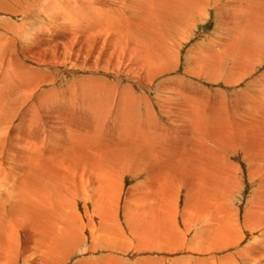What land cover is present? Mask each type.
Listing matches in <instances>:
<instances>
[{"label":"bare ground","instance_id":"6f19581e","mask_svg":"<svg viewBox=\"0 0 264 264\" xmlns=\"http://www.w3.org/2000/svg\"><path fill=\"white\" fill-rule=\"evenodd\" d=\"M40 1L41 0H31V2L30 0H0V12L12 16L23 14L25 17L28 11L31 9L33 10L34 7L32 6H35V3L36 5H40ZM59 1L61 3L60 5L52 0H46L43 4L45 9L49 10L50 8V10H54L53 14H55V19L58 18L56 21L57 24L59 20L62 26L65 24H68V26L72 24L79 25L78 27H80L79 21L77 20V17H80V19L82 18V20H84L82 27L87 26V33L94 34L100 32L103 34V36L97 35L96 38H103L100 41L101 44L95 50L98 51V53L103 49L108 52L103 58L101 57L103 60L100 61L101 67L106 66L103 68L104 70L109 69V67L110 69L111 67H113L112 69H118L115 65L118 60L123 59L124 61L131 62L134 68L137 67L135 71L139 72L141 70H146L144 71L145 73L161 70L164 68V66H161L163 62L170 61L176 64L179 56L178 47H180L187 38L174 41V38H171L169 33L172 36H176L183 31L186 25L187 27L191 25L192 28L196 15H199L201 18V15L205 13L206 17L208 14L207 10L214 9V6H217L215 0H129L130 3H128L127 7L134 13V17L132 16L134 20H130V22L126 21L129 22L126 23L125 20L127 18L125 19V15L122 13V10L126 7V5L123 4L125 0H121V4L124 5V8L123 5L115 2L114 3L118 4L119 7L110 6L108 4L109 2H103L105 0ZM255 2L261 6L263 5L259 11L262 12L258 13L260 16L262 15V17H264V0H257ZM217 7H220V3H218ZM248 8V3L240 5V9L243 13L251 14L252 11ZM127 10L125 8V11ZM132 12L130 15H132ZM125 14L126 17H129L127 13ZM2 20L3 19H1V21ZM169 20H171L170 24L175 26V28H173L172 31L168 30L166 35L162 33L160 37H154L156 32L160 34L155 24L157 23L160 26L161 24L167 23ZM259 23L260 22H258V24ZM57 24L55 23V25ZM259 25L258 29H251L248 32V34L253 36L256 34L252 41L253 46L251 48H248L246 45L237 46L240 41L237 40L236 36L240 35V33L235 29L230 33V36H232L230 40L232 41L229 42L228 45L225 43L222 45L223 48H220V46L219 49L221 50H217L216 48L210 49L207 53L205 51L203 53H198L195 61L192 62V68L198 71L206 69L216 75L217 72H219V67L223 64V59L229 58V61L233 59L232 56H227L226 53L234 49L236 54L234 66L238 67L236 70L250 71V66L256 63L258 64L259 62V59L256 58L257 56L253 57V53L256 51L257 53H255L258 54L259 58L264 53V26ZM255 30L258 32H255ZM142 31L146 33L144 34ZM133 32L137 33V36L134 34L136 37L133 36V39L128 38L133 35ZM9 33L11 37L5 36V38H2V41L0 38V49L3 51L5 50V45L11 46L13 44V41L10 39H14L13 34L15 32L11 30ZM45 33L47 34V31ZM56 33V38L50 36L55 41H58L60 37L63 38L66 36L64 34L65 31ZM190 33L192 34V32ZM51 40L50 38L49 40L45 38L43 43L48 44ZM94 43L95 40L92 39L91 44ZM81 46L82 45L73 47L69 43H66V51L63 46L61 48V53H55L51 58L54 61L60 60L65 62L67 57L70 58V51H72V53L74 52V57L76 58L75 55L82 49ZM13 47H15V45ZM45 47L26 50L23 47L22 57L24 59L26 58L27 63L30 64L34 70L36 66H43V68H45V65L50 67L53 64L47 60L46 56H43ZM256 48H259V51H257ZM15 51L17 52V50ZM15 51L9 55L7 61V66L9 67L7 68H10L11 72L9 73L6 71L8 75H4V84L6 86L5 88L12 90V88L15 87L18 88L19 92L13 94L11 98V101L15 100V104L11 105L14 106V108L8 107L10 105L4 108L0 107V120H4L6 125L9 124L10 127L11 123H14L13 119L15 120V117L19 118V115L17 116L18 111L16 110L20 107L18 105H21L20 101H30L35 94L39 95L38 98L37 96L36 98L40 106L51 103L52 100L56 101L59 99L57 95H54L51 97V100L50 96L52 92L50 91L39 94L41 84H39V82L37 83V80L35 81L34 77H32V75L36 77L38 74L29 73L30 67L28 69L24 67L19 61V57H17ZM173 54V59H171ZM206 57L208 60L205 61L214 62L211 68H209V64L204 62ZM0 58L3 57L1 56ZM105 59L115 65L102 66ZM41 73L43 72L41 71ZM262 79L256 81L258 90L254 87V90H245L246 92L242 94V97L248 98V102L245 99L247 103L240 104V112L237 115H245L244 120L240 119L237 121L236 116H234L235 120L231 122H227V120L223 122L222 120L225 119L224 117V119L221 120L222 122L216 121L212 124L210 120H208L206 123L209 129L207 133H205L207 126L203 121V117H200L198 123L196 122L197 124H195L193 130H191L186 144L185 142L179 143L173 135H170L168 138L169 140H176L173 144L164 143L167 135L157 133L155 130H150L149 128L152 126L154 129L153 124L149 127V123L147 122V125L145 123L143 125L141 119V123L137 122L139 118H137V115H134L132 111H117V114H115V116L113 115L114 124L110 123V125H105L102 122V116L108 111H100L103 105L99 102L96 103L95 100L93 101L92 99V102L87 99V102H85L87 105H83L87 106L86 111H81L78 115L74 114L72 111L71 113L62 111L60 108H55V110L51 108V111H46L45 113L42 108V115L47 121L51 133L49 140L47 138L48 142L45 134L40 135L34 130V128H38L35 121L40 123V119L38 118L40 115H31L30 119L32 121H28L26 116H22L20 124L25 128V133L23 132L22 137L17 136L13 147L14 149L11 147L10 151L6 153L4 145L6 144L5 140L7 138L3 137L2 139V137H0V264H70L69 260L74 257L77 249L86 241L83 235L86 231L90 236H88L89 239L91 238L92 241H98V247L105 245L107 249H111L112 252L113 250L115 252V249H117V252L122 255L128 254L132 246L135 248V253L142 251L151 252V250L161 245H166L167 247L173 244H177L179 247L183 246L182 242L184 243L183 240H185V237L181 236V233L180 236L177 234L180 232L177 230V227V229L171 227L175 225V220L172 219L174 216L172 218L170 216V219L162 215V205L166 197L165 190L168 191L170 185L173 184L172 182L174 179L172 178V181L170 180L172 175H176V179L179 178L180 175H187L181 182H179V180L182 179V177H180L181 179L177 181L179 182L177 186L175 183V191L174 189L171 190L172 188L170 189L171 192L168 191L169 193H167L168 196L166 201H171L174 207L173 202L177 205L181 197H188V205L183 207L184 211L182 210V215H184L182 221L184 222V229L188 231V233L192 231V242H194L193 245H195L193 249L198 248L201 250H196L197 252H206V249H204L206 246L207 249L214 252L218 249H224L226 246L235 247L237 241L239 243L242 239L241 228L257 233V237H255L254 241L257 243V241L260 242V239H262L261 241L264 243V81L262 82ZM79 84L82 83L80 82ZM79 84L73 86V89L77 88V91L79 90V92H81L83 87ZM73 91L70 89L68 90L70 94H72ZM80 95L81 96L78 97V104L84 101L83 95ZM2 96L3 95L0 94L1 99ZM28 96L29 99L26 100ZM189 107H191V105L187 103V108ZM131 108L132 107H130V109ZM201 109L203 108L201 107ZM30 112L33 114L38 113L36 109ZM83 113H85L86 117L89 119H83L85 121V126L82 125L83 127L81 128L79 125H76L75 121H79L80 123L82 118L79 115ZM145 116L146 114L144 117ZM148 118L151 119L150 117ZM148 118L146 116V118L143 119L150 121ZM26 119L27 126L24 125ZM66 119H70L71 122H67ZM152 120H154V118ZM193 121H195V118ZM32 124L36 127L33 128ZM174 125V123L173 125L172 123L170 124V126L173 127ZM256 128H259L260 131L256 130L259 132H252V129ZM38 129L40 130V128ZM243 129H247V133H244ZM158 130H160V128H158ZM113 132L117 133V135H114L116 137L114 141L111 140V142L109 139L105 140L106 136L109 133L112 135ZM243 133H251V140L246 135H243ZM252 134L255 135V139L252 138L254 137ZM186 136H184V138ZM239 136H242V138L243 136L247 137L248 141L247 139L241 140L240 142L236 141V143H239H233L232 145L224 143V141L231 142ZM212 137L224 140L223 143H220L221 148L217 149L222 150L227 147H233L234 151H242L240 152V158L245 163H248V175L251 176L252 174L256 176L251 180L256 183L255 178H257V181H260L258 183L259 185L255 186L257 189L255 193L253 192L255 195L251 198L250 206L248 204L249 207L245 209L243 218L241 216V223H239L237 219V214L234 213L230 206H227L226 201L224 202L225 199H223L225 193L231 194L230 189L232 187H229V183L241 187L240 166L230 163V161L224 162L223 158L220 159L218 157V153L211 148L212 145L210 146V144H212ZM161 138H165L164 141H162ZM3 142L5 144H3ZM162 147L167 148L164 149ZM106 151H110L109 155L118 154L121 155V157L117 158L115 156L112 159L104 158L99 160L100 153ZM138 151L140 153L144 152L143 154H147L149 157V160L146 162L147 164L140 165V169L143 175L146 174L149 177L147 180L148 183L145 181L146 185H144V187L148 189L150 193L146 194V189L143 190L139 188L138 191L140 194L137 197L135 196L136 199L134 202L132 201L133 209L130 207V203L125 202V221L130 228L128 233L132 237L131 240L129 236L123 234L124 232L122 233L123 230H121L118 219L114 218V212L119 209V199L114 201L112 198L114 195L115 197L117 195L120 197L121 193L119 189L123 187L122 183L124 182L122 179H124L126 175H129V173H122L123 171L117 169L120 168L122 163L124 164V162L128 160L129 155L139 154ZM231 152L232 151L226 152L228 153V157L231 156ZM194 157H197L198 160ZM80 160H86L85 164L80 163ZM133 161H135V159ZM156 162L162 163L164 170L158 169L159 171H157L156 168L158 167L154 164ZM130 163L129 161V164ZM221 163H225V166L223 164L221 166ZM174 164L175 166H173ZM86 169H91L92 173H85L84 171ZM171 169L178 173H174ZM92 177H96L97 181L89 183ZM135 189H130L127 194L129 193L131 195L133 192H137ZM86 191H93L96 194V198L92 202L95 204H93L94 209L100 212L97 222L90 221L95 217L89 216V221L84 223V218H82L80 212H78L77 205L79 199H88V193ZM147 195L150 197H147ZM105 199L107 202L104 201ZM167 204H165V206ZM167 209L169 211L170 208ZM172 210H174V208ZM85 215L88 217V214ZM94 243H92V245ZM204 245L206 246L204 247ZM170 246L168 250H172L173 247L171 246L170 248ZM95 248L94 246V250ZM261 249H264V246ZM247 254L249 257L242 258L243 264L244 262L247 264L248 261L253 259L256 260V264H264V257H261L262 250L256 254ZM241 257L242 255L239 254L238 259H241ZM97 260L98 261L77 260L73 264H127L126 261L124 262L120 257L115 255ZM158 263H156V261L152 262V260H143V258H141L129 264ZM165 263H167V261ZM176 264H182V262L179 261ZM184 264L189 263L187 262Z\"/></svg>","mask_w":264,"mask_h":264},{"label":"rangeland","instance_id":"374dc122","mask_svg":"<svg viewBox=\"0 0 264 264\" xmlns=\"http://www.w3.org/2000/svg\"><path fill=\"white\" fill-rule=\"evenodd\" d=\"M26 1H29V0H26ZM52 1L57 2V4H59V5L61 4L59 0H52ZM119 1H117V0H115V1L114 0H105L103 2L104 3L109 2L108 4L110 6L113 5L114 7H116V6L119 7L118 4L122 3L121 0H119ZM122 1H124V0H122ZM128 1L129 0H125L123 2V4L126 5V7H125L126 10L129 9L127 6L131 0L129 2ZM215 1L217 2V6H218V3H220V7L214 6V9L207 10L208 14L206 17H205V13H204V15H201V18L199 15H196L195 19H194V26L192 28H191V25H188V27L186 25L184 27L183 31H181L176 36H172L169 33L171 38H174V41H177V40L179 41V39L182 40V39L187 38V40H185L181 44V46L178 47L179 56H178L177 63L174 64L170 61L163 62V63H161V66H164V68H162L159 71H152V72L150 71V73H145L144 71H146V70H141L139 72L135 71L137 67L134 68L132 66L131 62L124 61L123 59L118 60L116 65L114 63L111 64L110 61H108V60L106 61V59H105V62L102 63V66H104V65H115V67H117L118 69H112L113 67H111V69H110V67H109V69L104 70L103 68H105L106 66L101 67L100 61L103 60L102 58L108 52L105 49L100 51V53H98V51L95 50L101 44L100 41L103 38V37L102 38L101 37L96 38V37H97V35L103 36V34L100 32L94 33V34L87 33V30H86L87 26L82 27L84 20H82V18L80 19V17H77V20L79 21L80 27H78L79 25L77 26V25H72V24H69V26H68V24H65L62 26L59 23V20H58V24H57L56 21L58 18L55 19V14H53L54 10H50V8H49V10H47V9H45V6L43 5L46 2V0H41L40 5L37 3L39 6L36 5V3H35V6H32V7H34L33 10L31 9L30 11H28V13L25 14V17L23 14H18L17 16H12V15L3 14L2 12H0V30H1L0 31V33H1L0 38H1V41H2V38H5V36L11 37L10 36L11 34L9 33L11 30H12V32H15L13 34L14 39H10L13 41V44L11 46L5 45L4 51L2 49H0V57L1 56L3 57V58H0V64L2 62V64L0 65V80H1L0 85L3 84L2 85L3 87L0 86V91H1L0 94L3 95L2 96L3 100L0 98V104H1L0 107L4 108V107H7L8 105H10L8 107L14 108V106H11V105L15 104V100L11 101V98H12L13 94H16L17 92H19L18 88L14 87V88H12V90H10L8 88H5L6 86L4 84V81H5L4 75H8L6 73V71L9 73L11 72L10 68H7V67H9V66H7V61H8L9 55L12 54L15 50H17V52L15 51V53H16L17 57H19L18 59L24 65V67L26 69H28L30 67V69H29L30 71H28V72L38 74L36 77L34 75H32V77H34L35 81L37 80V83L39 82V84H41L39 94L50 91V92H52L50 98L54 95H57L59 98L56 101H53L51 98V100H52L51 103H47V104H44L43 106H40V104L38 103V100H37L39 95L35 94L30 101H26V102L20 101L21 105H18L20 107L17 110L15 108V110L18 111L17 116L19 115V118L17 117L18 118L17 119L15 117V120L13 119L14 123L13 122L11 123V127L9 124L6 125L4 120H2V121L0 120V129H1L0 130V135H1L0 137H2V139H3V137L7 138L5 140L6 144L3 142V144H5L4 145L5 152L6 153H7V151L9 152L11 147H12V149H14L13 147L15 145V139H17V136L22 137L23 132L25 133V130H24L25 128L22 127V124H20V120H21L22 116H26L28 121L29 120L32 121L30 119L31 115L32 116L35 114L40 115L38 117L40 119V123L37 121H35V123L38 126V128H40L42 133L38 128H34V127H36L35 125L32 124V126H33L34 130H36L40 135L45 134L46 140H47V138L49 140L50 135H51L50 128L47 125L48 123L45 120L44 116L42 115V112H41V111H43L42 108L44 109L45 113H46V111H51V108H53L54 110H55V108L56 109L60 108L62 111H68L70 113L72 111V112H74V114L78 115L81 111H86L87 106H83V105H87L85 103V102H87V99L90 100L91 102H92V100L93 101L95 100L96 103H98V102L101 103V105H103V107L101 108L100 111H104V112L108 111L107 113H105L102 116L103 124H105V125H110V123L114 124V116H115V114H117V111H132L134 113V115H137L136 117L139 118V120L137 122L141 123V121H142L143 125H144V123L146 125L149 123L150 124V125L148 124L149 127H151L152 126L151 124H153L154 129L152 128L153 127L152 126L151 127L152 129L149 128L150 130H155L157 133H162L164 135H167L166 139L161 138L162 141H164V139H165L164 143H166V144H173L176 140L179 143L185 142V144H186L188 142L187 139L189 138V136L191 134V130H193L195 124L198 123V120L200 117H203V121L205 123L208 122V120H210L211 124L216 122V121L226 122V120H227V122H231L232 120H235L234 116L237 117V121L240 119L244 120L245 115H240V116L237 115L240 112V104H244L246 102L245 99L248 102V98L242 97V94L246 91L254 90L255 88L258 90V88L256 87V83H257L256 81H259L262 78H263L262 82L264 81V53L262 54V56L260 58H259L258 54H256L257 53L256 51H255L256 53L255 52L253 53V57L257 56L256 58L259 59V62H258V64L256 63L253 66H250L251 67L250 71H247V70L245 71V70H240V69L236 70V68H238V67L234 66V63L236 62V54H235L234 49L232 51L226 53L227 56H232L233 59L232 60L230 59V61H229V58L223 59V62H222L223 64L219 67V72H217L216 75H215V73L209 72L206 69H201L203 72L198 71V70H194L192 68V62L195 61L198 53H203L204 51L207 53L210 49H216V48H217V50H221V49H219L220 46H221L220 48H223L222 45H224L225 43H226V45H228V43L232 41V40H230L232 37V36H230V33H232V31H234L235 29L238 33H240V35L236 36L237 40L240 41V43L237 46L246 45L248 48H251L253 46L252 41H253L254 36L256 34H254V36H253V35L248 34V32L251 29H258L259 24H260L259 26H264V17H262V15L260 16V14H259L262 12V11L261 12H259V11L261 10L260 8H262L263 5L261 6L258 3H256L255 1H257V0H250V1L249 0H215ZM30 2H31V0H30ZM114 2L118 3V4H115ZM243 3H248V7H249L248 9L252 11L251 14H245L241 11L240 5H243ZM123 4H121V5H123ZM121 5H120V7H121ZM123 8H124V5H123ZM125 8L122 10V13L125 15L124 18L125 19L127 18L126 20L124 19L125 22L126 21L130 22V20L133 21L134 20V18H133L134 13L131 11V9L125 11ZM131 12H132V15H130ZM125 13H127V15H129V17H126ZM19 15L20 16L22 15V16L20 17ZM36 16H37V18H36ZM53 16H54V18H53ZM1 19H3V20L1 21ZM81 21H82V23H81ZM129 22H126V23H129ZM258 22H260V23L258 24ZM55 23L57 25H55ZM170 23H171V20H169L167 23L161 24L160 26L156 23L155 25H156V27H158L160 34L158 32H156L155 33L156 35L154 37H160L162 35V33H164V35H166L168 30L172 31L173 28H175V26H173ZM70 25H72V26H70ZM73 26H75V27H73ZM189 30H190V32H192V34L189 32ZM46 31H47L48 35L45 33ZM63 31H65L64 34L66 36H64L63 38L60 37V39L58 41H55L53 38H51V37H54V38L57 37L56 32H63ZM255 32H258V31L255 30ZM84 33H85V35H84ZM142 33L145 34L146 32L142 31ZM76 34H78V35H76ZM134 34L137 36V33L133 32V35L129 36L128 38L133 39L134 37H136ZM32 38L34 41L32 40ZM45 38L46 39L48 38V40L50 38V40L51 39L52 40L48 44H44L43 40H45ZM219 38H220V40H219ZM92 39L95 40L94 44H91ZM226 41H228V42H226ZM66 43H69L73 47H78V45L79 46L82 45L81 46L82 49L79 50L78 54L75 55L76 58L74 57V52L72 53V51H70V53H71L70 58L67 57L65 62H62L60 60L54 61L51 58V56L55 53L60 54L61 48L63 46H64V49L66 51V47H65ZM14 45H15V47H13ZM44 45L45 46L47 45V46L45 47ZM23 47L25 48V50L30 49V48H33V49L36 48L37 49L39 47H41V48L45 47V50L43 52L44 53L43 56H46L47 60H49L53 64L50 67L45 65V68H43V66H40V67L36 66V68L34 70L33 67L27 63L26 58L24 59L22 57L23 50H24ZM21 48H22V54H21ZM258 49L259 48H256L257 51H259ZM205 55H208V54H205ZM173 56H174V54L171 56V59H173ZM205 60H208L207 57H206V59H204V62L206 64H209V68H211V66L214 62L213 61L212 62L205 61ZM224 62H225V65H224ZM3 67H4V69H3ZM41 67H42V69H41ZM252 69H253V71H252ZM41 71L43 73H41ZM245 72H249V73H245ZM44 75L46 76V78ZM43 78H44V80H43ZM238 78H240V79H238ZM45 80L49 81V82H46ZM87 81H88V83H87ZM80 82L82 84H79ZM77 84H79L83 87V90H81V92H79V90L77 91V88L73 89V86H75ZM250 84H251V86H250ZM69 89L72 91L74 90L72 92V94H70L68 92ZM80 94L83 95L84 101H82L83 103L78 104L79 103L78 97L81 96ZM36 96H37V98H36ZM28 99H29V96L26 100H28ZM203 101H204V103H203ZM3 102H4V104H3ZM9 103H11V104H9ZM187 103L189 105H191V107L187 108ZM198 105H200L203 109H201V107ZM130 107H132V108L130 109ZM30 108H32V109H30ZM34 108L36 109V111L39 114L38 113L33 114L32 112H30V111H35ZM236 111H238V112H236ZM68 112H67V114H68ZM110 113H111V115H110ZM145 114H146L147 118L148 117L151 118V119L148 118L150 121H147V119L144 120L146 118V116L144 117ZM79 116L82 118V121H80V123H79V121L78 122L75 121V122H76V125H79V127L82 128L83 126H85L84 120H87L89 118L86 117L85 113H83L82 115L80 114ZM153 118H154V120H152ZM173 118H174V120H173ZM194 118H195V121H193ZM27 119H26V123H24L25 126H27ZM140 119H141V121H140ZM222 119H224V120H222ZM66 120H67V122H71L70 119H66ZM177 120H179V121H177ZM44 121H45V123H44ZM169 121L172 123V125H173V123L175 124L174 127L170 126L171 123ZM140 123H138V124H140ZM18 124L21 126H19ZM177 124H179V125H177ZM180 125H181V127H180ZM155 126H156V128H155ZM206 126L207 127H206L205 133H207V131L209 129L207 123H206ZM158 128H160V130H158ZM243 130H244V133H247V131H246L247 129L246 130L243 129ZM256 130L260 131L259 128H256V129H252V132H254ZM259 131H256V132H259ZM244 133H243V135H246L249 139L251 138V133H249L250 137H249V134H244ZM115 134L117 135L116 132L115 133L113 132L112 135L109 133L106 136L105 140L109 139V141H111V140L114 141V139L116 138L114 136ZM170 135H173V137L176 140H169L168 138ZM253 135L254 134H252V136ZM184 136H186V137L184 138ZM247 137L243 136V138H244L243 139L242 136H239L238 138H236L235 140H233L231 142L230 141H228V142L224 141L221 138L216 139L215 137H212V140H211L212 144H210V146L212 145L211 148L214 149L218 153V157L220 159L223 158L224 162L230 161V163H233V164L240 166L239 169H240V174H241L240 175L241 187L234 186V184L232 185L231 183H229V187H232L230 189L231 194L229 195L228 193H225L224 198H223V199H225L224 202L226 201L227 206L228 207L230 206V208L233 209L234 213L237 214V219H238L239 223H241L243 215L245 214V209H247L250 206L251 198H252V196L255 195L254 193L257 189V187H255V186L259 185L258 183L260 181H257L258 180L257 178H255L256 183H254L251 180V179H254V177H256V176L255 175L253 176L251 173H250L251 176L248 175L249 174V170L247 171L248 163H245L240 158V152H242V151H240V152L239 151L237 152V150L234 151L233 147H231V148L230 147H227V148L223 147L225 149H222V150L217 149V148H221L220 143H223V141H224V143H228V144L232 145L233 143L235 144L236 141L240 142L241 140H246ZM24 138H25V136H24ZM201 138H206V137H201ZM252 138L255 139V135ZM192 139H193V137H192ZM48 140H47V142H48ZM195 140H197V139H195ZM247 141H248V139H247ZM215 142H216V144H215ZM239 142H237V143H239ZM139 143H141V142H139ZM213 144H214V146H213ZM162 148H164V147H162ZM166 148L167 147H165L164 149H166ZM225 151L226 152L232 151L230 153L231 156L228 157V153H226ZM109 153H110V151L101 152L100 156H99V160L104 159V158L112 159L115 156L117 158L121 157V155H118V154L109 155ZM143 153L139 152V154L137 153V154L129 155L128 160H127L128 162L125 161L124 164L122 163L120 168L117 169V170L123 171L122 173H124V172L129 173V175H126L124 177V179H122V181H124V182L122 183L123 187H121L119 189V191L121 193L120 197L118 195H117L118 197L117 196L115 197V195H114V197L112 198V200L114 199V201L119 199V209H118V211L114 212V218L118 219L121 230H123L122 233L124 232L123 234H125L126 236H129V238L131 240H132V237L128 233L130 231V228L128 227V225L125 221V214L126 213L124 210V208H125L124 205H125V202L130 203V207L133 209L134 208L133 202L136 199V197L140 194L138 189L139 188L143 189V190L146 189L144 187V185H146V182H147L149 177L146 174L145 175L142 174V170L140 169V165L145 164L149 160V157L147 154H143ZM221 156H223V157H221ZM194 158H196V160H198L197 157H194ZM132 159L133 160L135 159V161H133ZM136 159H137V161H136ZM193 160L196 161L195 159H193ZM129 161L133 165L131 163L129 164ZM140 161H142L143 163ZM85 162H86V160H80V163H82V164H85ZM243 162L245 165L243 164ZM154 164L158 167V168H156L157 171H159L161 169L164 170V166H162L163 165L162 163L156 162ZM222 164L225 166V163H221V166H222ZM173 166H175V164ZM135 168L137 171L135 170ZM171 170L174 171L173 169H171ZM132 171H133V173H132ZM167 171H170V170H167ZM84 172L87 174L88 173L91 174L92 170L86 169ZM174 173H178V172L174 171ZM132 174H134V175H132ZM172 176H174V177H172ZM172 176H171L170 180L172 181V178H173L175 181L173 180V182H172L173 184L171 183L172 185H170V187H169V190H168L169 192H171V190H173L174 188L176 189V187L174 186L175 183L177 186V184L179 182H181L182 180L185 179L184 177H187V175L186 176L180 175V177H182V179L180 177L176 179V175H172ZM252 176H253V178H252ZM179 179H181V180H179ZM178 180H179V182H177ZM96 181H97V178L92 177V179H90L89 183H93ZM250 181H252V182H250ZM253 184H255V185H253ZM142 185H143V187H142ZM130 189H133V190L135 189L137 192H133V194H131V195L129 193L127 194V192ZM175 189H174V191H175ZM146 190H147L146 194H149L150 193L149 190L148 189H146ZM168 191L165 190V193H166L165 201L167 200V196H168L167 193H169ZM86 192L88 193V199L87 198H86V200H84L83 198L79 199L78 205H77L78 212H80V215L82 216V218H84L83 219L84 223H87L89 221V216L95 217V218H93V220H90V221L97 222V220L99 219V216H100V212H98L97 210L94 209V206H93L94 203L92 202L96 198V194L93 191H86ZM183 192H184V190H183ZM184 193H183V196H184ZM144 195H143V197H144ZM111 196H113V195H111ZM249 196H251V197H249ZM147 197H150V196L147 195ZM187 198L188 197H186V198L181 197V199L177 205H176V203L173 202L174 207L172 206L171 201H166L170 206L165 201L163 204L164 206L162 205V211H163L162 215L165 218L166 217L170 218V216L172 218L174 216L172 219L175 220L176 226L172 225L171 227L174 229L178 228L177 230H179L180 232L177 234L180 236V233H181V236L185 237L184 238L185 240L182 239L184 241V243L182 242L183 246L179 247L177 244H176L177 246L175 244H173L171 246L173 248L174 247L175 248L174 249L172 248V250L171 249L168 250L169 249L168 247L170 245L167 244L168 247L166 245H161V246H158V248H154L153 250L150 249L151 252L150 251L149 252L148 251L147 252L142 251L139 253L138 252L135 253V251H134L135 248H134V246H132L130 248V252H128V254L127 253L123 254L124 255L123 256L121 253L117 252L118 251L117 249H115V252H114V250L112 252L111 249H107V246H105V245L98 247V241H92L91 238L89 239L90 236H89L88 232L86 231L83 234L86 241L79 247V249H77L78 253L76 252L74 257L69 260V263L73 264L77 260H79V261L80 260L81 261L82 260H84V261H92V260L98 261L97 259L102 260L104 258H108L112 255H115V256L120 257V259L123 260L124 262L126 261L127 264L132 263V262H136V261L140 260L141 258H143V260H149V261L152 260V262L156 261V263L159 262L158 264H160V263L161 264H169V263L176 264L179 261L182 262V264L187 263V262L189 264H209V263L210 264H221V263L222 264H231L232 262H234L232 264H235V263L243 264L242 258L249 257V255L247 253L256 254L260 250H262V255L264 254V249H261L264 246L263 241H261L262 239H260L261 243L258 241L256 243V241H254V239H255V237H257V233H254L252 231H249V230L243 229V228H241L242 239L239 241V243H238V241H237V244L234 243L235 247L234 246H226L227 248L225 247L224 249H218L216 252H214V251H211L210 249H207V246L204 245V247L206 246V248H204V249H206V252L205 251H203L202 253L197 252L196 250H198V251H201V250L198 248L193 249V246H195V245H193L194 242H192V231H190L188 233V231H186L184 229V222L182 221V219L184 217V215H182L183 211H184L183 207L188 205L187 204V200H188ZM248 198H249V200H248ZM123 199H125V200H123ZM87 201H88V203H87ZM104 201H106V199ZM165 204H167V205L165 206ZM248 204H249V206H248ZM172 207L174 208V210H172L173 209ZM167 208H170L172 211L170 209L168 211ZM164 209H166V210H164ZM175 210H177V211H175ZM129 213H131V212H129ZM85 214H88L87 215L88 217H86ZM168 214H170V215H168ZM175 215H176V217H175ZM241 216H242V218H241ZM185 233H186V235H185ZM231 242H233V241H231ZM252 242H254V243H252ZM92 243H94L93 245L96 247L95 250H94V246L92 245ZM163 246H165V247H163ZM171 246H170V248H171ZM167 250L169 253L167 252ZM239 254L242 255L241 259L240 258L238 259ZM262 255H261V257L263 258L264 255L263 256ZM166 261H167V263H165ZM245 263L246 262H244V264ZM248 263L249 264H256V260L255 259L250 260L247 262V264Z\"/></svg>","mask_w":264,"mask_h":264}]
</instances>
